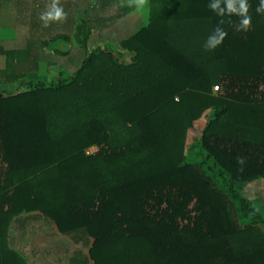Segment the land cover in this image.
I'll return each instance as SVG.
<instances>
[{"label":"trees","instance_id":"16d2710c","mask_svg":"<svg viewBox=\"0 0 264 264\" xmlns=\"http://www.w3.org/2000/svg\"><path fill=\"white\" fill-rule=\"evenodd\" d=\"M158 1L47 83L19 82L16 50L0 52V79L18 82L0 92V264H26L8 244L24 215L88 249L70 264H264V210L245 193L264 180L259 0L246 31L211 0ZM217 26L228 35L207 51Z\"/></svg>","mask_w":264,"mask_h":264},{"label":"rangeland","instance_id":"374dc122","mask_svg":"<svg viewBox=\"0 0 264 264\" xmlns=\"http://www.w3.org/2000/svg\"><path fill=\"white\" fill-rule=\"evenodd\" d=\"M107 1L108 2L103 0H92V50L97 47H118L120 42H122L131 32L137 30L143 25H146L147 19L151 13V8L156 2V0H154V3L152 4L149 2L150 0H144L143 5H138L137 0H121L122 5L119 4L117 6H112V1ZM96 3L98 4L99 9L95 7L94 4ZM127 6L136 7L139 9V12L134 14L133 17H138V21L141 20L140 22L132 18L133 20H129L125 24L121 23L119 16L125 15L126 12L124 8ZM111 8L112 13L109 12L106 14L110 15H105V12L110 11ZM3 23L6 25L5 21L0 22V24ZM54 25L55 24H46L42 26L40 25L38 27H40V29L43 28L44 31H50L51 27L52 29L59 27L61 28L60 25ZM33 30L34 33L39 34L36 31V26H34ZM8 33L13 35L12 32H7V30H3L0 34L1 39H3V43H1L3 46L2 50L0 51L1 53H12L9 52L11 49L19 51L25 50L26 53H28V63L30 68L34 65V63H38V59H48L49 62L53 63L51 69L53 68L55 71H61L63 77L68 76L69 73L70 75L73 74L72 68H69L70 72L68 73L67 63H70V65H76L78 61L80 62L82 60V57H84L86 53H90L69 52L72 51L71 47L73 42H71L72 45L67 43L60 44L59 42H51V49L67 52V54L61 56L56 53L54 56H44V58L41 51H36V47L38 46L40 40L37 41L36 38L32 39L31 36H24L22 33L18 32V40H11L8 42L5 41L8 40ZM28 37L31 38V40H27L26 38ZM35 37L37 36L35 35ZM75 44H78V42H75ZM89 46H91V44L88 45V47ZM24 47L27 48L28 51ZM0 60L3 62V69L7 68V66L10 64H8L7 56H0ZM214 88L213 93L216 94L217 91H215ZM4 89L7 91L6 85H2L0 87L2 92ZM93 150H95L96 153L97 147L94 146ZM245 193L249 198L259 200V202L256 203L259 208L264 210V204L261 205V201L263 200L264 202V180H259L248 185ZM47 222L48 221L43 222L40 219L35 220L33 217L28 218L25 216L23 218L16 219V221L13 222L9 228V247L20 254L25 260L26 264H70L69 262L71 258L80 254L86 256L88 255V249L86 247H83L80 244H74L69 237H59L58 235H53L55 233V229L54 227H49L52 226L49 222V226H47Z\"/></svg>","mask_w":264,"mask_h":264},{"label":"crops","instance_id":"0c3cea01","mask_svg":"<svg viewBox=\"0 0 264 264\" xmlns=\"http://www.w3.org/2000/svg\"><path fill=\"white\" fill-rule=\"evenodd\" d=\"M103 1L108 2L107 0H103ZM109 1H112L113 3L112 6H117L121 4V0H109ZM52 4H53V0H4V1H1L0 3V22L5 21L6 25H4V23L0 24V26H2L0 27V34L2 33L3 30L5 31L7 30V32H10V33L12 32L13 35L8 33L9 35V37H7L8 40H5L8 42H10L11 40L12 41L18 40V36H17L18 32L22 33V35L24 36L29 35L32 37V39L36 38L37 41L40 40L38 46L36 47V51H41L43 57L44 56H54L52 52H58L57 54L61 56H64L67 54V52L58 51L57 49H51L50 48L51 42H59L60 44L61 43L71 44V42H73V45L71 44L72 51H69V52H92V0H56L57 7H59L62 10V17L59 20H49L47 22V25L48 24L49 25L55 24L54 26L60 25L61 28L59 27V28L52 29L51 27L50 31H44L43 28L40 29V27L38 26L46 25L45 21L42 20L41 17L45 15L47 12L51 11ZM94 5L96 8H98L97 3ZM112 8L110 11H106L105 15H110L106 13H109V12L112 13ZM124 9L126 12L125 15L119 16L122 24L123 23L125 24L127 23V21L133 20V19H136L138 21L139 19L138 17L136 16L133 17L134 14H137L139 12L138 8L127 6ZM149 17L147 19V23H148ZM140 21L141 20H139L138 22ZM34 26H36V31L39 34L34 33V30H33ZM140 28L131 32L125 39L135 34ZM84 31H88L90 35L87 39L86 45L81 46L78 41L80 40V37L83 34L82 32ZM35 35L37 37H35ZM26 39L31 40V38L29 37ZM2 41L3 39H1L0 45H2L1 44L3 43ZM75 42H78V44H75ZM90 44L91 46L88 47V45ZM25 49L28 51L27 48ZM81 62L82 60L80 62L78 61L76 65H70V63H67L68 73L70 72L69 68L70 69L72 68L73 72L77 70L80 67ZM2 64L3 62L0 60V70L3 68ZM14 64H15L16 74H18L21 77L19 82L26 83V81L34 80V81H41V82L47 83L54 76L61 74V71H55L53 68L51 69L53 63L49 62L48 59H43V60L38 59V63L34 64L33 66L31 65L32 67L30 68V65L28 63V53H26L25 50H21V51L16 50ZM2 85L7 86V91L4 89L3 92L13 93L17 89L18 82L6 83L5 80L0 79V87ZM0 92L2 91L0 90ZM25 216L28 218L33 217L35 220L40 219L43 222L47 221L38 215L36 216L35 215L33 216L24 215L20 218H23ZM50 225L52 226H49L47 222V226L54 227L55 229V233L53 235H56V236L58 235L59 237H67V236L61 235L58 232L55 225L51 223Z\"/></svg>","mask_w":264,"mask_h":264},{"label":"clouds","instance_id":"9594fccd","mask_svg":"<svg viewBox=\"0 0 264 264\" xmlns=\"http://www.w3.org/2000/svg\"><path fill=\"white\" fill-rule=\"evenodd\" d=\"M143 3L144 0H137L138 5H143ZM208 7L219 17H224L226 15L229 17L233 15L238 17L239 23L236 25L237 31H246L251 24V17L248 15V0H211ZM255 11L258 15H264V0H259V5L256 7ZM61 17L62 10L57 7L56 0H53L51 11L43 15L41 19L47 24L49 20H59ZM221 24H223V20H221ZM227 35V31L223 27H215L212 34L208 36L204 43L205 50H215L223 43ZM238 162L240 164L244 163L243 159H240Z\"/></svg>","mask_w":264,"mask_h":264},{"label":"built area","instance_id":"2783aa9c","mask_svg":"<svg viewBox=\"0 0 264 264\" xmlns=\"http://www.w3.org/2000/svg\"><path fill=\"white\" fill-rule=\"evenodd\" d=\"M214 90L217 91L218 90L217 87H215ZM85 154L88 155V156H90L92 154H95V150H93V147H91V148H89V149H87L85 151Z\"/></svg>","mask_w":264,"mask_h":264}]
</instances>
